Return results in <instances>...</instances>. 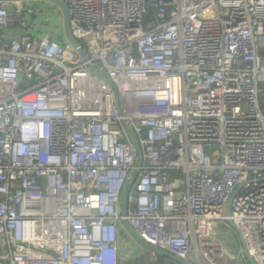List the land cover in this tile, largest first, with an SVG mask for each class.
I'll return each mask as SVG.
<instances>
[{"label":"built area","instance_id":"2783aa9c","mask_svg":"<svg viewBox=\"0 0 264 264\" xmlns=\"http://www.w3.org/2000/svg\"><path fill=\"white\" fill-rule=\"evenodd\" d=\"M148 252L264 264V0H0V264Z\"/></svg>","mask_w":264,"mask_h":264},{"label":"rangeland","instance_id":"374dc122","mask_svg":"<svg viewBox=\"0 0 264 264\" xmlns=\"http://www.w3.org/2000/svg\"><path fill=\"white\" fill-rule=\"evenodd\" d=\"M45 4H41L43 7ZM50 21L53 22V25L55 26V29L59 33L61 31L58 23V19L56 16H50ZM218 237L220 240H222L227 248L231 250L234 253H239L241 252V244L239 241V238L237 236V233L234 229L229 228L225 224H220L219 225V231H218ZM141 260L145 263L148 264H157V259L156 256L152 255L151 252L146 253Z\"/></svg>","mask_w":264,"mask_h":264},{"label":"water","instance_id":"95a60500","mask_svg":"<svg viewBox=\"0 0 264 264\" xmlns=\"http://www.w3.org/2000/svg\"><path fill=\"white\" fill-rule=\"evenodd\" d=\"M58 4L60 5V7L62 8L63 11V15H64V19L66 20V11H65V7L63 5V3L58 1ZM63 31H64V37L66 39H68V41L72 44V46H74L76 48V50L78 51L79 54H81V50L79 45L77 44V42H75L71 36H70V32H69V28L67 25V21L64 22V26H63ZM90 71L101 77L103 80H105L106 82H108V79L104 76V75H100L98 74L96 71H94L93 69L90 68ZM109 83V82H108ZM128 131L131 133L130 129L128 128ZM132 179V176L130 177L129 181ZM125 189L126 187H124L123 191H122V205H123V214L125 213V205H126V198H125ZM123 226L126 229V231L131 235V237L135 240V242L137 244H139L141 247H143L144 249H147L149 251L155 252L157 254H161L163 255L164 252L157 250L151 246H149L148 244L144 243L137 235L136 233L133 231V229L128 225V223L126 221L123 222ZM179 263L181 264H185L183 261L178 260Z\"/></svg>","mask_w":264,"mask_h":264},{"label":"trees","instance_id":"16d2710c","mask_svg":"<svg viewBox=\"0 0 264 264\" xmlns=\"http://www.w3.org/2000/svg\"><path fill=\"white\" fill-rule=\"evenodd\" d=\"M162 259V257L161 256H158V260H161Z\"/></svg>","mask_w":264,"mask_h":264}]
</instances>
